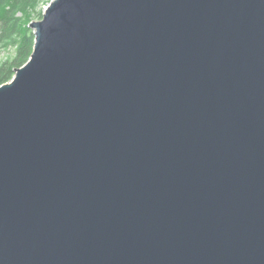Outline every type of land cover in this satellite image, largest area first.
Segmentation results:
<instances>
[{
    "label": "water",
    "instance_id": "water-1",
    "mask_svg": "<svg viewBox=\"0 0 264 264\" xmlns=\"http://www.w3.org/2000/svg\"><path fill=\"white\" fill-rule=\"evenodd\" d=\"M0 85V264H264V0H52Z\"/></svg>",
    "mask_w": 264,
    "mask_h": 264
},
{
    "label": "trees",
    "instance_id": "trees-1",
    "mask_svg": "<svg viewBox=\"0 0 264 264\" xmlns=\"http://www.w3.org/2000/svg\"><path fill=\"white\" fill-rule=\"evenodd\" d=\"M46 0H0V85L9 82L17 68L30 59L35 34L29 23L43 18Z\"/></svg>",
    "mask_w": 264,
    "mask_h": 264
},
{
    "label": "rangeland",
    "instance_id": "rangeland-1",
    "mask_svg": "<svg viewBox=\"0 0 264 264\" xmlns=\"http://www.w3.org/2000/svg\"><path fill=\"white\" fill-rule=\"evenodd\" d=\"M51 1H52V0H46V1H44V2L42 3L43 11H44L45 7L48 6V4H49ZM39 20H41V18H39L38 16H35V17L33 18L32 21H39ZM32 21H31V22H32Z\"/></svg>",
    "mask_w": 264,
    "mask_h": 264
}]
</instances>
